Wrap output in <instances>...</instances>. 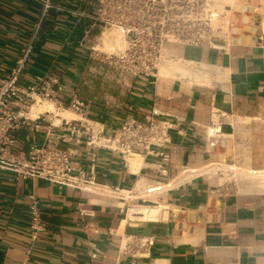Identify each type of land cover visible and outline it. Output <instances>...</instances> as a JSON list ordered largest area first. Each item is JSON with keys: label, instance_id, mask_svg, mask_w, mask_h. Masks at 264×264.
<instances>
[{"label": "crops", "instance_id": "1", "mask_svg": "<svg viewBox=\"0 0 264 264\" xmlns=\"http://www.w3.org/2000/svg\"><path fill=\"white\" fill-rule=\"evenodd\" d=\"M52 3L21 81L30 84L37 75L55 79L62 88L56 91L61 107L75 94L87 117L102 123L107 134L127 116L170 121L165 147L170 161L167 174H161L156 157L136 154L124 162L119 154L97 151V183L122 190L140 184L135 198L126 201L0 170V264H264L263 193L232 192L203 176L177 182L183 167L198 168L210 158L203 143L214 110L224 115L226 139L251 149L255 165L249 167L264 169V29L225 52L167 48L176 57L214 66L224 78L212 85L171 77L152 81L124 75L90 55L98 28L91 27L85 0ZM41 6V0H0V76L13 66ZM43 127L16 131L12 151L39 146ZM60 144L74 149L75 159L89 169L90 147ZM156 185L160 191L146 193ZM31 195L41 220L34 236ZM131 203H162L181 213L167 220L131 219ZM128 236L152 238V244L139 257L119 256L121 238Z\"/></svg>", "mask_w": 264, "mask_h": 264}, {"label": "built area", "instance_id": "2", "mask_svg": "<svg viewBox=\"0 0 264 264\" xmlns=\"http://www.w3.org/2000/svg\"><path fill=\"white\" fill-rule=\"evenodd\" d=\"M90 11L87 16L91 27L98 28V35L116 33L123 42L122 49L115 52H101L92 44L90 55L101 58L111 68L133 78L152 79L159 77L158 68L170 59L185 62L167 52L170 46H191L228 51L239 43L240 28L232 6L218 7L216 0H85ZM41 13L27 38L20 54L9 72L0 76V170H7L23 178H36L65 185L79 191L113 197L121 201L132 200L138 189L124 197L122 189L96 182L95 165L97 151L109 150L126 157L136 154L157 158V170L167 174L170 152L165 151L170 141L169 131L174 124L151 115L139 120L127 116L113 134H107L99 121L87 117L81 109V102L75 94L70 99L69 109L80 115L79 119H63L55 123L53 114L45 111L30 117L31 105L40 100H53L61 107L56 91L62 90L55 79L35 76L30 84L21 81L23 70L31 57L38 32L45 15L54 7L52 0H41ZM235 17V18H234ZM198 66L201 63L189 61ZM187 79L188 78H181ZM56 84V90L53 88ZM59 103V104H58ZM224 115L214 110L206 128L203 150L208 153L216 149L227 136L221 131ZM43 122L45 125H43ZM38 130L44 126V137L39 146L12 151L15 132L27 128ZM211 127L212 134L208 130ZM63 143L86 145L92 149L90 166L86 169L76 159L74 149L61 146ZM220 164V163H218ZM187 167H183L184 172ZM203 176V175H196ZM220 185V184H219ZM161 185L151 186L146 193L161 190ZM30 226L33 236L41 230L40 213L34 196L31 195ZM175 209H179L175 207ZM179 217L180 211H176ZM152 244V238L128 236L121 238L119 256L131 258L143 255Z\"/></svg>", "mask_w": 264, "mask_h": 264}, {"label": "bare ground", "instance_id": "3", "mask_svg": "<svg viewBox=\"0 0 264 264\" xmlns=\"http://www.w3.org/2000/svg\"><path fill=\"white\" fill-rule=\"evenodd\" d=\"M218 7H223L224 5H230L232 8L242 9L248 8L256 14L255 24L253 28L249 27L253 34H258L262 29H264V4L261 12H257L252 6H243L240 0H216ZM244 21H248L244 18ZM239 41L249 40V36L239 37ZM104 52H115L122 49L123 42L118 36L112 34H103L100 38V43L97 45ZM215 67L212 65L201 64L198 66L195 63L189 61L180 62L176 59L167 60L165 63L161 64L158 68V75L160 78H188L189 81L201 84L212 85L216 80H221L224 76L221 72H214ZM209 70V71H208ZM224 78V77H223ZM36 102L31 105L30 116L35 117L41 112L48 111L53 114L54 122L57 124L63 119L72 120L79 119L80 115L74 111H70L68 108L57 107L53 100L42 101L40 98H36ZM210 134H212V128L208 127ZM132 169L135 167L132 166ZM222 174V175H221ZM196 175L203 176H218L217 179L222 181L228 177H236L241 180H248L251 183L250 190H264V169H253L249 166L240 167L230 163H216L211 162L210 164L202 165L198 168L187 166L184 172H181L177 177V182L184 181ZM140 187V184L136 185V189ZM124 197H130V191L123 190ZM170 205L158 204V205H147L138 204L128 207L127 215L131 219L138 220H154L162 219L167 220L172 216H177L176 211L180 209H172Z\"/></svg>", "mask_w": 264, "mask_h": 264}, {"label": "rangeland", "instance_id": "4", "mask_svg": "<svg viewBox=\"0 0 264 264\" xmlns=\"http://www.w3.org/2000/svg\"><path fill=\"white\" fill-rule=\"evenodd\" d=\"M240 1H241V4H243V6H249V7L252 6L257 12L262 11L263 4H264V0H240ZM233 11H234L235 17L237 18L238 27L240 28L239 37L243 38L246 35L249 36V40L247 41L244 40V42L243 41H240V42L249 43L250 40L255 35L251 32L249 27L253 28V25L255 24V19L257 18L256 14L258 13H253L252 10L248 8H245L244 10L233 8ZM245 17L247 18L248 21H244ZM108 33L109 32H106L105 34H108ZM111 34L118 36L116 33H111ZM101 37L102 36L101 35L99 36L97 33L95 36V42L92 45L97 50L104 52L101 50L100 47L97 46L100 43ZM106 53H110V52H106ZM176 58H179V57H176ZM42 101H46V100H42ZM64 108H68V107H64ZM69 110L72 111L71 109ZM250 152H251L250 148L246 146H242V145L235 146L234 141L232 139H226V141L222 142L219 147H217L214 150L213 149L210 150V158L207 161H204L200 166L205 165V164H210L211 162H216V163L226 162L230 164L234 163L235 165L240 166V167L250 166V165L254 166L255 165L254 162L252 163V161H250ZM203 177H205V179H207L211 184L213 185L220 184V186L227 187L232 192H237V193L252 192V193H263L264 194V190H259V191L254 190V189L250 190L251 183L248 180H241L236 177H231V178L228 177L229 179H227L225 178L226 176H223L224 179L220 181L217 179L218 176H215V175L214 176L212 175L209 177L208 176L207 177L203 176ZM130 206H132V203L131 205H129V207ZM171 207H173L172 209L175 208L174 206H171Z\"/></svg>", "mask_w": 264, "mask_h": 264}]
</instances>
